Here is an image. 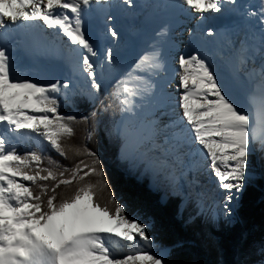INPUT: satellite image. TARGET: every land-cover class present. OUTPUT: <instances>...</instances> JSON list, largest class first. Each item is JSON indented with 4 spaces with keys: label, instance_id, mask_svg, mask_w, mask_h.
Segmentation results:
<instances>
[{
    "label": "snow or ice",
    "instance_id": "snow-or-ice-1",
    "mask_svg": "<svg viewBox=\"0 0 264 264\" xmlns=\"http://www.w3.org/2000/svg\"><path fill=\"white\" fill-rule=\"evenodd\" d=\"M93 3L106 4L108 0H0V29L9 24L37 26L36 22H41L42 27L55 30L75 46L70 51L78 54V67L89 85L86 93L69 92L71 81L42 84L19 77L13 58L0 47V264H167L162 254L138 247L141 241L149 246L153 243L147 234L148 225L125 215V207L109 190L99 156L86 146L67 143L75 135L74 124L87 123L89 117L78 120L74 115H62L61 104L74 103L72 97L76 95H86L95 103L101 90L93 59L99 53L83 26V17ZM122 3L134 6V0ZM181 3L203 17L221 13L224 5L234 6L238 0ZM243 15L260 38L259 46L248 44L247 38L233 44L238 70L253 85L243 102L225 90L201 55H179L173 60L176 66L170 67L158 43L138 57L132 70L116 79L112 91L100 101L104 105L111 97L121 113L134 117L137 99L156 100L153 117L161 121L166 133L160 143H156L159 128L128 118L121 121L118 137L125 144L134 139L140 147L149 146L148 152L159 150L155 159L147 152L142 154L149 165L167 168L169 157H173L174 165L181 160L177 154L182 149L189 161L188 171H199L200 161H204L222 193L225 218L232 217L233 201L239 200L246 183L264 179V171L257 173L254 165L250 170V157L264 162V0L245 5ZM106 34L113 41L120 38L115 27H107ZM167 35V27L157 33ZM206 35L216 33L208 29ZM103 55L111 64L113 49L107 48ZM111 106L104 105V110ZM170 109L176 110L178 119L169 116ZM163 117H168L167 122ZM25 136L34 137L64 159L71 151L90 158V162L80 159L69 168L49 157L46 166L41 151H18L16 142ZM87 138H92L91 132ZM88 177L96 179L93 182L86 180ZM73 183L77 185L73 195L57 202V189ZM97 190H109L106 203L95 199ZM124 248L131 251L119 257L117 249ZM261 255L264 257V248Z\"/></svg>",
    "mask_w": 264,
    "mask_h": 264
},
{
    "label": "trees",
    "instance_id": "trees-1",
    "mask_svg": "<svg viewBox=\"0 0 264 264\" xmlns=\"http://www.w3.org/2000/svg\"><path fill=\"white\" fill-rule=\"evenodd\" d=\"M46 81L43 83L45 84ZM101 88L95 103L86 97L75 96L74 103L61 104L62 115L87 116V123L74 124L75 135L67 141L70 146H86L100 158L111 194L125 207L126 216L139 215L143 220H151L148 236L160 248L168 251L167 264H260L264 259V179H257L245 185L240 195L235 218L229 222L199 211L193 202L181 206L182 198L164 197V192L150 187L149 173H143V165L130 170L127 161L120 160L118 154L123 143L115 128L121 117L119 105L113 98L104 102L112 106L104 110L100 103L108 93ZM95 113V115H93ZM92 133L89 140L88 133ZM20 153L38 150L45 157L71 168L80 159L90 162V158L68 153V159L59 156L45 145L36 146L31 141L17 146ZM254 165L257 173L264 171V162L258 157H250V170ZM95 177L86 180L95 181ZM77 185H61L57 189V202L73 195ZM109 190H97L95 199L101 204L108 200Z\"/></svg>",
    "mask_w": 264,
    "mask_h": 264
},
{
    "label": "rangeland",
    "instance_id": "rangeland-1",
    "mask_svg": "<svg viewBox=\"0 0 264 264\" xmlns=\"http://www.w3.org/2000/svg\"><path fill=\"white\" fill-rule=\"evenodd\" d=\"M143 0H134V6L133 7H127L122 3V0H119V2H115L114 6H112L111 2L108 3H101L99 4V7H103L104 9H98L94 10L93 13H95V16H97L99 13L101 14V19L99 22L95 23L94 28L92 29H85V32L88 36V38L91 40L92 43H97L98 47L96 48L99 56L96 58H93L96 61V70L101 76L97 78V82L101 84L102 87H108L111 83V85L114 83L116 79H119L122 77L126 72L131 71L135 62L137 61L136 57H139L142 49H138V55L136 56V50L133 47L132 44L126 42L125 40H133V35L138 34V26L141 23L142 16H146L150 18L151 20H154L158 17V15L165 10V16L170 13L171 10L175 6L172 5L171 0H147V3L142 2ZM149 2V3H148ZM183 8L186 9V13L188 15H191L192 20L188 21L186 18L188 16H184L181 14V16H177V20L181 22L182 24L186 23L187 25L192 27V30L190 32L187 31L185 35H182V40L179 41L178 34H175L173 39H175V43L177 42L179 44L178 48L175 50V58H178L179 55H188L190 53H193V47L192 42L193 41H201L208 38H212V36L205 35V37H200L202 31L210 26L208 24L212 23V20L214 19L213 15H209L207 18V14L203 15V17L200 18V15L195 12H190L186 6H183ZM122 11V16H116L113 17L112 13L116 10ZM185 9H181L184 10ZM169 12H167V11ZM113 11V12H112ZM211 14V13H210ZM113 17L112 20H108L107 17ZM163 16V17H165ZM126 21V22H125ZM208 21V22H206ZM231 21V20H230ZM235 22L236 20H232ZM123 22L125 24L130 25L127 27L126 25H123ZM206 22V23H205ZM37 24L42 29H47L42 27L41 22H37ZM156 24L155 21H153L152 26ZM151 26V27H152ZM245 26V25H244ZM243 26V27H244ZM107 27H115L119 33L120 38L118 40L113 41L107 34H106V28ZM245 28V27H244ZM215 30H217L215 28ZM48 32V30H46ZM205 31V30H204ZM46 32V34H47ZM243 33H245V29H243ZM251 31L248 32L247 36L249 37ZM53 35L49 32L47 34V38L49 41L53 40ZM200 39V40H199ZM239 40H243L242 37L239 38ZM134 41V40H133ZM210 41V40H209ZM53 42V41H52ZM51 42V43H52ZM62 47L65 49L61 50L63 52H70L71 51L70 45L67 43L66 38L62 36L61 41L59 42ZM138 43L141 45V39L138 40ZM225 46H212L208 48V55L206 56V60L208 63L211 64L212 68L214 69L216 75L220 78V82L222 84V76L228 77L229 73L232 72V74H235L238 78L240 77L241 83H246L247 79L244 77L243 72H240L238 70L237 64H236V48L232 46V43L230 41L224 42ZM129 44V45H128ZM221 44V42H219ZM248 44H250L248 42ZM253 46V44H250ZM259 46V45H257ZM113 49V61L111 64H109L104 59V52L107 48ZM214 47V48H213ZM216 47V48H215ZM222 47L224 49H222ZM11 57L15 59V71H18L16 75L22 78H29L35 82L44 83L45 84L55 82L56 80L60 81H71V85L69 88V92L73 90L77 91H83L88 92L89 91V85L87 84V76H85L82 72L81 74L77 75L76 77H69V71L70 67L64 60H50L46 59L43 62H41L38 65L32 64L31 62L27 61L21 52H16V55H11ZM64 57V56H62ZM208 58V59H207ZM61 62H65L62 64ZM258 63V62H257ZM234 64V66L232 65ZM101 65L103 67H101ZM249 67H251V64H249ZM83 74V75H82ZM104 85V86H103ZM175 85V82H174ZM225 90L229 91L230 94H232L235 98H238L241 102L243 101V97L239 92L235 89L229 88L225 86ZM173 90H169V92H172ZM178 91V90H177ZM98 94V93H97ZM96 94V95H97ZM177 94V93H173ZM78 97H86V95H76ZM88 99V98H87ZM139 100V99H138ZM88 101H91L88 99ZM138 112V111H137ZM174 109L169 110V116L174 114ZM125 114L122 113L121 117L116 121L115 128L116 131L120 127V123L123 119ZM141 116V114H138L134 117H127L128 119H131L132 121L137 122L138 117ZM175 117V116H174ZM152 118V117H151ZM178 119V116L175 117ZM168 117H163L162 121L167 122ZM153 123L155 128H159V134L156 138V143H160L163 136L166 134L165 130L161 127V121H157L154 118L151 120H145L143 119V123ZM170 131V130H169ZM34 141L36 144H41L38 142L34 137L29 138L25 136L20 141L16 142L17 146H22L23 144L28 143L29 141ZM124 141L122 143L120 152H119V158L120 160L127 161L130 165V170H136L138 166L143 165V173H149L150 175V187L152 189H158L162 190L164 192V197L167 196H176L182 198L181 206H184L185 203L193 202L195 205L199 207V211L203 213L210 214L211 216H215L216 218H223L227 221H232L235 218V210L237 209L239 205V200L236 201L234 204L233 209V215L232 217L225 218L222 215L223 209H218L217 204L215 202V199H212L210 196L208 197L205 195V189L202 188L201 183H194L192 182V179H189L190 176H188L187 171L185 168L188 158L186 156H183V149L180 153L177 155L181 156L180 161H176L173 164H171L173 157H169L170 166L167 168H161L159 165L153 164L149 165L148 160L145 158L144 153L147 152V156L152 157L153 159L160 156L159 150H154L151 152L147 151V147L144 146L141 147L131 154L123 155L122 149L124 146ZM201 170V169H200ZM196 171V170H195ZM202 171V170H201ZM186 173V175H184ZM201 174V175H200ZM199 175V176H198ZM191 178V177H190ZM197 180H202V172H197ZM247 184V183H246ZM199 194V195H198ZM241 195V193H240ZM239 195V199H240ZM205 196L207 198V202L205 200H202V198ZM126 215V214H125ZM129 219L137 220L143 224H147L148 228L147 231L150 229L151 226V220H143L140 218L139 215H133L128 216ZM153 241V240H152ZM138 247H142L145 251L156 254V255H163L165 260L167 261L168 257V251L166 249L160 248L158 244H156L154 241L152 245H146L142 241L139 242Z\"/></svg>",
    "mask_w": 264,
    "mask_h": 264
},
{
    "label": "bare ground",
    "instance_id": "bare-ground-1",
    "mask_svg": "<svg viewBox=\"0 0 264 264\" xmlns=\"http://www.w3.org/2000/svg\"><path fill=\"white\" fill-rule=\"evenodd\" d=\"M147 0H143L142 2L147 3ZM169 1V0H167ZM111 2L112 6H114V3L119 2V0H109ZM149 3V2H148ZM171 3L173 6V10L170 11L168 15L165 16V10L161 12L158 17L154 20H151L150 18L146 16H142L141 23L138 26V34L133 35V40H125L126 42L133 45V47L136 50V56L138 55L137 50L142 49L139 55V57L147 50H149L150 46L153 44H160L163 47V52L165 56L168 59V63L170 67H175L176 65L173 63V60L175 59V50L178 48L179 44L176 42L173 37L175 34H178L179 41L182 39V35H185L188 32L192 30V27L187 25L186 23L182 24L179 22L176 18L177 16H181L183 14L184 16H188L186 18L188 21L192 20L191 15H188L186 13V9L183 8V5L181 3V0H171ZM256 0H238V3L236 5H224L225 11H222L221 13H206V18L210 15L214 16V19L212 20V23L208 24V28L204 29L202 33L200 32V37H205L206 32L208 29H212L215 31L216 35L212 36V38H208L201 41H193L192 47H193V53H198L203 58H206L208 55V48L212 46H225L224 42L230 41L232 43V46L234 43H238L239 38L242 37L243 39L247 38V42L250 44H253V46L259 45L260 38L259 34L254 32L251 22L243 15L244 12V6L245 5H255ZM101 9L103 10V7H99V4L93 3V5L87 10L86 14L83 17L84 21V30L85 29H92L95 26V23L99 22L101 19V14L99 13L97 16H95V13H93V9L97 10ZM187 8V6H186ZM181 9H185L181 10ZM113 12V11H112ZM194 12V11H190ZM204 14V15H206ZM113 17L122 16V11L119 9L112 13ZM200 15V14H199ZM165 16V17H163ZM202 16L200 15V18ZM212 17V16H211ZM213 18V17H212ZM236 20L233 22L232 20ZM231 20V21H230ZM153 21L156 22L154 26H152ZM126 22V21H125ZM208 22V21H206ZM205 22V23H206ZM37 26H28L23 23L18 25H11L6 29H0V47H3L7 50L9 56L11 57L12 54L14 56L16 55V52H21L23 57L31 62L32 64L38 65L41 62H43L46 59L50 60H64L70 67L69 71V77H76L77 75L81 74V70L78 67V54L72 52L70 56V52H63L61 53L64 48L59 43L61 41L62 35H57L55 30L53 29H42L36 22ZM123 25H126L129 27L130 25L125 24L123 22ZM245 25V26H244ZM152 26V27H151ZM245 28H244V27ZM167 27L168 28V35L167 36H157V33L161 31V29ZM215 28L217 30H215ZM243 29H245V33H243ZM48 30V32L46 31ZM251 31L249 37L247 36L248 32ZM50 32L53 36V42L49 41L47 38V34ZM141 39V45L138 43V40ZM200 40V39H199ZM210 40V41H209ZM52 42V43H51ZM221 42V44H219ZM94 47H98L97 43H93ZM129 45V44H128ZM71 47V46H70ZM75 46H72L74 48ZM215 47V48H216ZM214 48V47H213ZM211 49V48H210ZM222 49H224L222 47ZM65 50V49H64ZM37 52L40 54L37 55ZM64 56V57H62ZM138 59V57H136ZM208 59V58H207ZM14 66H15V59L13 57ZM257 62H259L257 60ZM234 66V64H232ZM15 68V67H14ZM233 72V71H232ZM232 72L229 73L228 77L222 76V81L225 86L236 89L239 94L242 95L243 101L246 96V94L252 89V84L246 81V83H241V78L237 77L235 74H232ZM16 73L19 74L18 71ZM97 78L105 76H101L96 70ZM83 75V74H82ZM86 76V74H84ZM87 84H88V78H87ZM171 90V88L169 89ZM173 90V89H172ZM173 98H175V94H173ZM242 101V102H243ZM137 108L136 113L141 114V116L138 117L137 122L140 123L143 122V119L145 120H151L153 117V113L157 109V101L156 100H138L136 101ZM142 105V107H141ZM138 111V112H137ZM174 114L170 115L172 117H177L176 110L174 109ZM152 117V118H151ZM174 117V118H175ZM127 117L124 115L123 119H126ZM136 122V121H134ZM121 124V123H120ZM152 124L153 123H148ZM154 126V125H153ZM37 140V139H36ZM38 141V140H37ZM40 142V141H38ZM141 148L135 143V140H130L127 144H124L122 149V154L127 155L133 153V151ZM188 165L189 161L187 162L185 168L187 171V175L190 176L189 179H192V182L201 183L202 188L205 189V195L208 197L210 196L212 199H215V202L217 204L218 209H222L221 200H222V193L215 187V182L213 181L212 177L208 174V169L204 167V161H200V169L199 171H188ZM197 172H202V180H197ZM201 175V174H200ZM199 176V175H198ZM207 197V198H208ZM207 198L205 196L202 198V200H205L207 202ZM236 203V200L233 201V205ZM131 249L124 248V249H117V255L119 257H122L123 254L130 252Z\"/></svg>",
    "mask_w": 264,
    "mask_h": 264
}]
</instances>
